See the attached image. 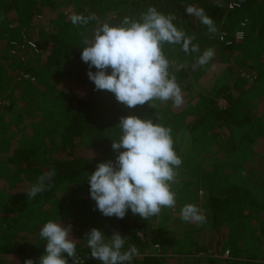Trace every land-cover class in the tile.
<instances>
[{"label": "trees", "instance_id": "trees-1", "mask_svg": "<svg viewBox=\"0 0 264 264\" xmlns=\"http://www.w3.org/2000/svg\"><path fill=\"white\" fill-rule=\"evenodd\" d=\"M41 1L0 0V52L3 51L2 42L8 49L13 41H23V31L34 24L36 13L33 14L31 5ZM135 1L139 9L138 13L134 9L137 20L149 7H155L166 16H175L173 23L177 29L194 37L192 44L199 46V53L186 54L177 48L178 45L165 43L162 50L168 60L183 62L191 72L208 71L216 62L215 55L204 66L198 64L197 59L211 48L227 63L238 53L241 57L239 64L236 63L237 69L227 68L229 79L218 82L209 90L193 93L180 107L171 103L166 108H154L146 103L130 109L118 102L113 93L95 90V84L87 75L88 64L81 59L82 49L86 46L82 43L84 31L80 25H74L70 17H61L53 33H43L41 43L38 42V45L43 43L40 48L45 54L43 75L38 72V78L45 81H38L37 85L30 81L31 78L27 80L25 83L35 88L33 92L23 87L29 100L47 93L44 102L48 106L36 108L42 111L40 121L34 124L25 121L19 127L10 120V112L14 114L13 109H16V88L9 87L12 82L1 56L3 53H0V99L11 100L7 109L0 107V264H24L28 259L39 264L46 247L41 250L38 242L27 247L26 240L36 238L49 220L72 226L70 238L76 240L78 264H102L91 257L87 246V233L93 228L102 231L107 223L116 222L121 226L122 237L127 238L122 249L125 251L143 242L149 232L167 229V223L174 218V208L163 207L158 215L148 219L129 209L125 218L119 219L103 216L91 198L88 175L94 173L100 163L115 162L118 153L113 150L112 143L119 139L121 117L128 116L151 119L172 130L174 150L182 160L175 172L184 167L191 175L195 162L187 159L178 144L177 136L184 130L193 133L196 152H204L206 159H210L214 172L207 178L195 177L198 182L193 181L196 196L202 188L210 192L208 200L195 205L204 209L211 230L210 247L197 251L196 260L205 255L212 264H218L228 251L226 264H264V0H241L242 8L234 11H228L229 0ZM186 5L203 8L207 13L211 11L217 31L210 33L208 27L199 31L196 26L179 21ZM123 18H117L111 26L119 25ZM11 23L15 25L11 27ZM242 23H245L244 27ZM238 29L245 31L242 40L234 41L232 45L218 41L220 31L234 33ZM199 33H203L201 40L196 39ZM55 68L67 69L57 89L45 78ZM243 68L255 69L254 84L246 86L248 79L242 74ZM91 71L97 70L92 68ZM219 98L226 99V108L218 106ZM26 105L28 107L29 103ZM18 117L22 119V115ZM28 129L30 134L21 133ZM225 132L230 133L228 139L221 137ZM242 138H248L253 145L252 156L244 168L248 174L245 183L231 179V175L241 168L235 160L237 142ZM211 149L224 154H210ZM220 155L231 158L228 166L231 163L235 169L222 170ZM53 171V179L47 182L50 187L28 200L26 192L30 186L39 176ZM188 204L194 205L192 201ZM175 224L187 226L181 217ZM197 230L184 227L183 236L177 241L183 253L194 254L193 241L200 235ZM41 242L46 246L44 239ZM160 242L165 246L163 243L168 240L161 237ZM62 255L68 264H74L67 253ZM175 262L173 258L145 255L134 256L130 264H177Z\"/></svg>", "mask_w": 264, "mask_h": 264}, {"label": "clouds", "instance_id": "clouds-1", "mask_svg": "<svg viewBox=\"0 0 264 264\" xmlns=\"http://www.w3.org/2000/svg\"><path fill=\"white\" fill-rule=\"evenodd\" d=\"M184 7L186 13L197 17L210 33L217 31L214 20L203 8ZM70 19L74 25H87L97 18L95 14L88 17L73 14ZM174 19L171 14L166 16L155 7H149L139 20L125 17L116 26L104 22L95 29L91 39H83L86 46L81 59L88 64L87 75L95 84V90L113 93L118 102L130 109L154 100H170L174 107H180L184 102L181 87L176 76H170L171 62L165 57L162 45H180L186 54L199 53L200 49L192 44L194 37L177 29ZM214 55L213 49H206L197 62L207 65ZM92 68L97 71H91ZM150 106L156 107L154 103ZM118 128L119 139L112 143L113 150L118 153L115 162L100 163L97 170L88 175L90 195L97 209L105 217L119 219L125 218L130 209L133 214L148 219L158 215L163 207L173 208L176 199L171 183L175 181V169L180 167L182 160L174 150L172 130L137 116L121 117ZM54 175L53 171L39 176L26 192L28 200L50 187L47 182ZM180 215L185 222L202 223L205 219L193 204H186ZM71 230L70 224L65 226L53 220L44 224L39 236L46 241V249L39 264H68L63 253L78 264L77 244L70 238ZM126 239L119 232L106 238L97 228L91 229L86 238L91 257L102 264H130L138 250L135 245L122 250ZM24 264L35 262L28 259Z\"/></svg>", "mask_w": 264, "mask_h": 264}, {"label": "rangeland", "instance_id": "rangeland-1", "mask_svg": "<svg viewBox=\"0 0 264 264\" xmlns=\"http://www.w3.org/2000/svg\"><path fill=\"white\" fill-rule=\"evenodd\" d=\"M135 0H42L37 5L32 4L31 7L34 10L33 14H35L34 17V24L31 25L28 29L23 31V41L22 42H12L11 47L9 46L8 49L4 48L5 42H2L1 45L3 46V51L0 53H3L0 57L3 59L4 65H6V71L8 72V75L10 76L12 85L9 87L16 88L15 90V102L14 105L16 106V109L14 108V114L10 112V120L13 124H17L19 127L24 125V122L28 123H37L40 121V117L42 116V111L38 110L39 106L41 107H47L46 103L44 102L45 96L47 93H44L45 95H39V96H33L31 100H29V96H25L23 92V87L27 91L33 92L35 88L32 87V85L26 84L27 80H30L32 83H36L38 85V81H45L44 78H38V72L43 75V65H44V50L43 53H41L40 45H38V42L41 43V37L44 33H53L54 29L56 28V23L58 20L61 19V17H71L73 14H82L85 17L90 16L91 14H95L96 20H90L87 25H80L81 28L84 31L83 39L92 38V34L95 31L97 27L102 26L104 22H107L110 24V26L113 24L117 18H121L122 16L129 17L131 16L133 20H137V14H131L130 11L132 10L133 4H136L132 2ZM144 1V0H140ZM146 1V0H145ZM147 2V1H146ZM148 3V2H147ZM31 4V3H30ZM42 8V9H41ZM35 9L37 11L35 12ZM41 9V11H40ZM206 12V11H205ZM130 13V14H127ZM211 11L209 13L206 12V14L210 16ZM19 16V14H16ZM123 18V19H124ZM179 21L187 22L189 26H196L199 28L198 30L201 31L206 25L202 24L200 20L195 16H190L186 13V11L182 10V13L178 17ZM15 24L11 23V27H13ZM115 26V24H114ZM221 29V28H220ZM5 30V29H4ZM203 33H199L197 40H201ZM34 38H36V41H34ZM26 39L32 40L33 44L36 45V49L28 44V41ZM194 40V39H193ZM43 41V40H42ZM196 41V40H195ZM43 45V43H42ZM41 45V46H42ZM205 46V44H204ZM43 48V47H42ZM178 49H181V52L184 53L181 46H177ZM219 48H217L218 50ZM25 50H27L25 52ZM218 52V51H217ZM236 56H233L234 58H231L229 63H227V60H221L217 54H215V64L212 69H209L208 71H203L202 69L196 70L195 72L189 71L188 68L185 67V64L183 62H173L171 66V74L170 76H176L177 82L181 87L183 101L188 100L191 98L193 93L197 91H201L202 89L209 90L214 85H216L218 82H223L229 79V74L227 72V68L232 67L233 69L236 68V63L239 64L238 58L241 56L238 55V53L235 54ZM188 66V65H187ZM192 70V68L190 66ZM17 69H19L17 71ZM232 69V70H233ZM237 69V68H236ZM241 70V69H240ZM198 71V72H197ZM52 74H48L46 76V81H52V86L57 89L60 84L62 83L61 77L62 75L67 73V69H59L55 68L53 71H51ZM109 74L111 72V69L108 70ZM233 72H235L233 70ZM242 72V71H241ZM244 76H246V79H248L246 86H250L251 84H254L256 71L255 69L246 68L243 73ZM43 77V76H42ZM27 85V86H26ZM8 93V92H7ZM193 99V97H192ZM192 101H195L193 99ZM26 102L29 103L28 107L26 105ZM155 104V108H166L169 105H172V101H166L161 102L159 100H154L149 102ZM11 100L10 99H0V107L4 108L6 106H10ZM217 104L220 108H226L228 106V103L226 99L219 98L217 100ZM19 108L20 110H18ZM34 108V109H32ZM7 109V107H6ZM12 114V115H11ZM22 115V119L19 120V117ZM22 121V122H21ZM21 122V123H20ZM22 134H30L31 130L28 129L26 131H22ZM230 133L225 132L221 134V137L224 139H228ZM241 135V134H240ZM193 133H191L189 130H184L180 132L177 136L178 144L180 148L182 149V152L186 155L187 159L194 160V165L191 168V175L190 173H187L186 169L184 167L181 168V170L176 172L175 181L171 183V190L175 193V199L176 204L173 207L176 209L173 214V219L167 223V229L163 231H156V232H149V235H146L144 237V241L137 244L136 248L138 250V255L135 256H145V255H151V256H157L162 258H173L175 259V263L177 264H212L209 260V258L205 255L199 258V260H196V258L199 256L197 254V251H201L203 247H210V239H211V230L204 219L202 223L198 222H187V226L179 227L175 224L176 220L180 219L181 215L180 212L181 209L188 204V201H192L194 205L196 203L204 202L209 199L210 192L206 188H202L198 192V196H196L193 186V181L197 180L195 177H198L200 179L207 178L209 173H213V167L211 166L210 159L208 157V160L206 159V155L204 152L199 153V151L196 152L194 149L193 144ZM253 145L248 140V138H242L241 141L237 142V149H238V155L236 157V163L240 164L241 168H238L236 172L237 174H232L231 179L235 182H246V175L247 172L244 169L246 162H248V159L252 156L253 153ZM211 153L216 154H224L223 151H213L210 150ZM236 154V153H235ZM209 155V154H208ZM220 162L222 166V170L227 169H235L234 166L230 163V166H228V162L231 160V158L220 155ZM213 171V172H212ZM225 172V171H224ZM198 182V180H197ZM187 183H190V185H187ZM193 195V196H192ZM178 203L180 205H178ZM198 205V204H197ZM200 211L203 213L205 217V211L202 207H200ZM127 219L128 216L126 217ZM156 227V226H155ZM184 227H186L189 230H197L200 231V235L198 237H195L193 241V247H194V254H185L184 251H181V245L177 243V241L181 240V237L183 236ZM106 238H111V236L115 232H119L122 236L123 232L121 229V226L116 224V222L107 223L105 228L102 230ZM204 232V233H203ZM140 236H142L140 234ZM163 237V240L166 239L168 242H165V246H163L160 242V238ZM41 237L39 234L36 236V238H30L29 240H26L27 247H33L36 242H38V245L41 250L45 249V245L41 242ZM38 240V241H37ZM169 243L168 245H166ZM166 249V252H165ZM181 251V252H180ZM188 253V252H186ZM229 257V254L225 255L222 261L218 262V264H226L225 259Z\"/></svg>", "mask_w": 264, "mask_h": 264}, {"label": "built area", "instance_id": "built-area-1", "mask_svg": "<svg viewBox=\"0 0 264 264\" xmlns=\"http://www.w3.org/2000/svg\"><path fill=\"white\" fill-rule=\"evenodd\" d=\"M147 2H157L159 0H146ZM242 8L241 0H229L228 3V11H234V10H239ZM242 27L245 26V23L241 24ZM245 31L243 29L241 30H236L234 33H228L226 31H220L217 35V39L219 42H225L226 45H232L234 41H240L245 37ZM231 37V38H230ZM28 41V44L34 47L36 49V45L33 44L32 40L26 39ZM34 41H36V38H34ZM172 66V63H171ZM171 66L169 67V72L171 74ZM229 252L227 251V255Z\"/></svg>", "mask_w": 264, "mask_h": 264}, {"label": "crops", "instance_id": "crops-1", "mask_svg": "<svg viewBox=\"0 0 264 264\" xmlns=\"http://www.w3.org/2000/svg\"><path fill=\"white\" fill-rule=\"evenodd\" d=\"M145 1V0H144ZM146 2V1H145ZM134 9L137 11V13H138V7L136 6V4H133V6H132V10L130 11V13L131 14H137V13H134ZM227 254V252L225 253V255ZM225 255H224V257H225Z\"/></svg>", "mask_w": 264, "mask_h": 264}]
</instances>
